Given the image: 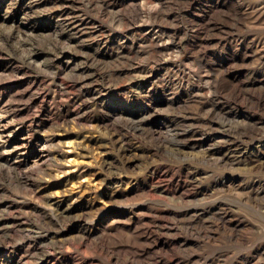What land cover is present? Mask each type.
<instances>
[{
	"label": "rangeland",
	"instance_id": "obj_1",
	"mask_svg": "<svg viewBox=\"0 0 264 264\" xmlns=\"http://www.w3.org/2000/svg\"><path fill=\"white\" fill-rule=\"evenodd\" d=\"M0 264H264V0H0Z\"/></svg>",
	"mask_w": 264,
	"mask_h": 264
},
{
	"label": "bare ground",
	"instance_id": "obj_2",
	"mask_svg": "<svg viewBox=\"0 0 264 264\" xmlns=\"http://www.w3.org/2000/svg\"><path fill=\"white\" fill-rule=\"evenodd\" d=\"M140 1V0H139ZM141 3V2H140ZM138 4V3H137ZM137 4H136V6H134V16L136 17L137 15H139L142 11H143V9H141V8H139L138 6H137ZM129 5H131V4H129ZM140 5V4H139ZM143 5V4H142ZM125 6V5H124ZM126 6H127V4H126ZM129 7V6H128ZM124 9H126V8H123V10ZM131 10H133V9H131ZM132 12V11H131ZM134 17V18H135ZM37 158V157H36ZM37 160V159H36ZM39 160V159H38ZM35 161V160H34ZM33 163V162H32ZM36 163V162H35ZM35 165V164H34Z\"/></svg>",
	"mask_w": 264,
	"mask_h": 264
}]
</instances>
